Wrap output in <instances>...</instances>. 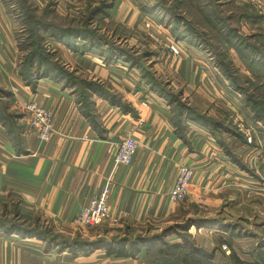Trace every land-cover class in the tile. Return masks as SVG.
I'll return each mask as SVG.
<instances>
[{"label": "crops", "instance_id": "1", "mask_svg": "<svg viewBox=\"0 0 264 264\" xmlns=\"http://www.w3.org/2000/svg\"><path fill=\"white\" fill-rule=\"evenodd\" d=\"M31 1L38 8L46 2ZM55 2L58 9L67 7V2L76 11L86 5L85 0ZM233 5L237 4L233 2ZM238 11L248 9L241 6ZM75 14L70 15L75 17ZM261 16L259 20L242 19L238 25L241 27L249 21L262 27L263 33L250 35L261 36L264 45V15ZM111 18L130 32L131 37L122 38L125 42L134 36L132 27L136 22L152 23L154 37L158 42L168 43L170 52L159 47V50L152 49L154 56L145 66H151L188 105L208 116L220 117L216 113L230 110L249 119L243 108L241 111L242 97L208 52L187 40L175 39L168 25L137 9L133 0H114ZM160 26L168 31L161 30ZM18 29L16 19L0 0V89L10 93L4 99L8 111L19 115L15 121L17 138L0 122V215L11 217L16 210L22 221L39 224L60 239L72 242L78 237L90 242L98 238L110 240L123 235L126 229L132 236L158 234L192 218L194 213L190 210L195 206L203 207L210 216L209 212L218 210L220 203L235 198L229 192L237 190L242 170L224 154L208 129L187 121L186 141L180 139L174 132L170 106L145 86L136 68L121 62L105 64L96 53H75L60 43L54 44L56 57L66 68L105 85L132 109L124 111L121 106L94 96V123L80 113L75 95L60 83L39 79L31 86L24 82L19 73ZM229 55L235 68L249 76L245 67L236 65L235 52L231 50ZM29 102L51 114L53 133L48 142H41L27 127L32 119L25 110ZM247 127L252 138L246 143L236 142L234 147L264 151V143L261 146L264 129L254 126L251 120ZM128 134L137 141L138 148L130 165L119 166L113 161L115 146ZM252 159L247 153L246 160L254 162ZM182 165L193 169V178L187 198L175 203L169 200L168 194ZM106 186L110 188L109 221L79 231L72 222L73 216ZM190 232L198 244L215 249L214 264H229L228 256H223L217 248L225 240L231 246L227 244V247L240 257L233 245L236 239H231L228 231L192 228ZM168 239L175 241V235ZM57 250L56 245H47L37 238L5 234L0 228V264H172L169 260L148 261L144 250L135 257H110L106 255L105 245L75 256L67 247L61 252ZM180 261L181 255H178L175 262Z\"/></svg>", "mask_w": 264, "mask_h": 264}, {"label": "trees", "instance_id": "2", "mask_svg": "<svg viewBox=\"0 0 264 264\" xmlns=\"http://www.w3.org/2000/svg\"><path fill=\"white\" fill-rule=\"evenodd\" d=\"M2 1L19 26L16 35L21 54L19 73L25 83L34 86L39 79H49L60 83L63 89L68 88L73 92L80 113L96 123L93 114L94 96L103 98L112 105L121 106L124 111L132 109L105 85L86 78L76 70L71 71L66 68L56 57L55 50L48 48L45 42L50 39L52 44L60 43L75 53L93 52L105 62L127 64L139 71L141 81L150 91L166 100L170 106V118L174 132L180 139L186 141V122L192 121L209 130L211 136L234 165L251 173L244 164H241L227 140V137H233L246 143L247 138L224 124V120L201 113L184 102L181 94L170 88L167 82L160 80L152 71L151 66H145L154 56V52L146 50L139 54L133 48L128 47L120 35L122 30L119 26L114 25L112 34L99 32L100 23H103L105 19L110 21L109 24H115L110 20L114 0H99L97 4L87 0L84 10L79 15L81 19L67 21L66 25L55 20L54 7L56 4L54 2H48L39 9L30 0ZM173 1L174 5L169 6L170 0H153L149 7L144 5L141 10L158 23L168 25L175 39L187 40L196 47L204 45L202 48L209 52L231 87L242 97V108L251 122L254 126L264 129V45L258 34H244L238 29V23L242 19L259 20L262 16L252 12L249 14L247 11L238 16H235L236 13L226 14L217 0H212L209 5L203 0ZM190 12H193L192 19L187 17ZM197 19H200L199 25L194 21ZM233 21H236L238 26H234ZM203 27L207 31L202 30ZM231 49L242 62L249 76L240 73L235 68L229 58L228 52ZM9 96L8 91L0 89V122L17 138L19 132L15 121L19 115L8 111L4 99ZM195 215L198 214H194L192 218L182 223L173 224L158 234L132 236L126 229L123 235L112 237L110 240L98 238L90 242L80 240L78 237L72 242L60 239L59 236L47 228H42L39 224L31 225L22 221L16 210L11 217L0 215V228L5 234L37 238L45 241L47 245H56L58 252L67 247L73 256L105 245L106 255L110 257H135L141 250H144L148 261L169 260L172 264H214L212 262L214 249H206L197 245L188 234L192 226L199 228L218 225L230 233L231 239L249 237L247 234H240L234 226L221 224L220 220L195 217ZM170 235H175L177 240L168 239ZM223 243L227 247L229 242L225 240ZM228 246L231 247L230 244ZM229 249V264H264V244L262 242L252 246L247 260L241 259L232 248ZM178 255H181L179 263L175 262Z\"/></svg>", "mask_w": 264, "mask_h": 264}, {"label": "rangeland", "instance_id": "3", "mask_svg": "<svg viewBox=\"0 0 264 264\" xmlns=\"http://www.w3.org/2000/svg\"><path fill=\"white\" fill-rule=\"evenodd\" d=\"M90 1L93 4H97L99 0H90ZM133 1H134V5L139 10H141L142 6L146 5L147 7H149L153 3V0H133ZM170 1L171 2L169 3V6H173L174 1L173 0H170ZM217 1L220 2L222 11L226 14H228L229 11L233 10L232 12H234V14L236 13L235 16H238L240 13H242L238 11V8H241V6H243L246 9H248L247 12L249 14L255 13V14H258L259 16L264 15V0H217ZM48 2H54L56 4L55 0H46L44 4L42 3L43 6L47 4ZM86 2L87 0H85V4ZM203 2L209 5L210 2H212V0H203ZM233 2H235L237 5L234 6ZM36 4H39V3H36ZM66 5H68L67 7H65L66 9L63 7L59 9L56 8V6L54 7V10L56 12L55 20L60 24L62 23L63 25H66L68 23L67 21H70V20L76 21V19L78 20L80 13L84 10V8L82 9L79 8L76 11L74 7L69 5V3L67 2H66ZM43 6H41L39 9H41ZM65 12L67 14H65ZM75 12H76L75 17H72L70 14L75 13ZM192 13L193 12H190L189 15H187L189 19L193 18ZM112 19L113 18H111L110 20L112 23H114ZM194 21L196 24L198 25L200 24V19H197ZM109 23L110 21L108 19H105L103 23H100L101 29L100 30L98 29L99 32L101 33L103 32V34L105 33L112 34L114 30V25H117V24L116 23L109 24ZM147 24L148 26H146ZM95 26L99 28L97 25ZM117 26H119V28L122 30L120 34L122 37H128V38L131 37L130 32L124 29L126 27L124 26L122 27L120 25H117ZM234 26H238L236 21H235ZM160 27H161V30L164 29L168 31V28L166 29L162 26ZM201 27H202V24H201ZM132 28L134 29V32H133L134 36L132 37V39L128 40L129 43L127 41L125 42V44H127L128 47L133 48L135 51H137V53L142 54L143 51H146V50L150 51L156 48L158 50L159 48H162L161 50L164 49L170 52L169 50L170 45L168 43H165V41H162V40L158 42L156 40V37H154L155 32L152 29L153 27L150 21L145 20L143 24L141 25H140V21L138 23L136 22ZM261 28L262 27H259L258 24H250L249 21H246V24H242L241 27L238 26V29L241 33L249 34V35L252 34L251 32L260 31L261 33H263V30ZM202 30L207 31V29L204 27ZM45 45H47L48 48H51L52 50H54L55 45L54 43L52 44V40L48 39L45 42ZM202 47L204 48V45L201 46V48ZM90 53H93V52H90ZM229 58L231 59L230 55H229ZM234 60L238 67L240 66H241L240 68L244 67L242 62L237 57V55L236 57H234ZM102 61L105 64L110 63V62H105L104 60ZM159 79L162 80L164 83L166 82V80H164L160 76H159ZM184 102H187V100L185 99ZM241 111H242V107H241ZM216 114L219 115L220 117H217V116L216 117L212 116V117L216 119L224 120V124H226L227 126H230L231 129L237 131L244 137L246 135L249 139L252 138L251 131L247 127L248 122L250 121L249 119L245 120L242 116H240V114L231 113L230 110L227 111L226 113L218 112ZM52 128H53V124H52ZM227 140L231 144L232 149L235 151L236 156L241 161V164H244L251 171V173H248L247 171L242 170L243 172L242 180H239V181L237 180V183H236V184H239V185H236L235 187V189L237 190H233L232 192H229L230 197L232 198V195H235L236 199L233 198L232 200L224 201V204L220 203V205L216 207V209L218 210L209 212L211 214L210 216L206 215L208 211L204 209L203 207H198V206L193 207L192 206L193 209L190 211L193 212L194 214H198L197 216L195 215V217L201 216L206 219L220 220L221 224H226V225L229 224L230 226H234L236 230L240 232V234H247L249 236L248 238H244V239L240 238V239L233 240L234 242L233 245L236 248L241 258L249 259V252L251 251L252 246L254 247L255 245L261 242L264 244V165H262L264 164V151L257 152L253 150V148L250 150L248 149L249 151L244 148H240V149L235 148L234 144L239 141L233 137H227ZM263 143H264V140L262 141V145H261L262 147H263ZM247 153L250 154V157L253 158L252 160L254 162H248L246 160ZM223 220H225V223L222 222ZM183 221H181L180 223H182ZM75 227L79 231L82 230L77 225ZM192 228H194L195 230H198V229L213 230V228H216L221 231L223 230L222 228L218 227V225L217 226L207 225V226L199 227V228L192 226L189 228L188 234L191 236V238L196 243H197L196 239L194 238L193 234L190 232V229ZM227 233H228L227 235L229 236L230 235L229 232ZM228 238L229 237H227V239ZM175 240H177V238H175ZM197 245L202 246L203 248H206V249L213 248V247L208 248L205 245L198 244V243ZM223 246L225 245L220 244L219 246H217V248L219 249V251L222 253L223 256L227 257L229 255L230 249L229 247H226V246L225 248H223ZM214 254H215V249H214Z\"/></svg>", "mask_w": 264, "mask_h": 264}, {"label": "built area", "instance_id": "4", "mask_svg": "<svg viewBox=\"0 0 264 264\" xmlns=\"http://www.w3.org/2000/svg\"><path fill=\"white\" fill-rule=\"evenodd\" d=\"M25 110L32 115V119L27 123L28 129L34 132L41 142H48L53 133L50 112L34 102L26 104ZM245 137L248 138L246 135ZM137 148L138 143L134 137L130 134L126 135L115 146L114 163L119 166L130 165ZM192 178L193 169L190 166L182 165L178 168L175 180L168 194L171 202L180 203L187 198ZM109 195V186L102 188L98 194L91 197L85 206L78 209L72 218V222L81 229L95 228L107 223L109 221Z\"/></svg>", "mask_w": 264, "mask_h": 264}]
</instances>
